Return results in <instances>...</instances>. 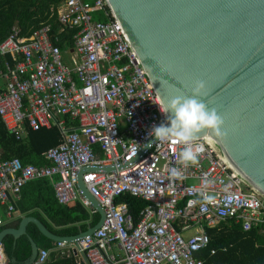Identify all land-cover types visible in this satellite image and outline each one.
<instances>
[{
    "label": "built area",
    "instance_id": "built-area-1",
    "mask_svg": "<svg viewBox=\"0 0 264 264\" xmlns=\"http://www.w3.org/2000/svg\"><path fill=\"white\" fill-rule=\"evenodd\" d=\"M97 11L107 20L94 19ZM57 14L62 31L77 29L74 45L66 51L54 42L49 23L27 36L14 28L0 43V53L13 57V66L6 64L5 72L0 71L5 81L0 118L9 133L19 141L44 128L56 127L61 133L59 145L44 153L50 167L23 165L0 152V204L8 216L16 212L27 181L53 176L60 177L54 188L61 203L79 200L92 208L77 185L78 174L113 167L83 173L104 219L74 245L60 241L62 255L76 249L87 264H203L197 255L210 244L208 228L228 220L242 224L244 231L263 225L264 196L213 137H197L204 150L196 165L184 167L178 159L184 144L148 135L166 117L136 49L106 0H65ZM172 168L182 177L172 178ZM124 194L149 202L138 222L128 204L116 202ZM3 223L0 214V227ZM49 254L39 249L32 264H48ZM0 264H15L3 249Z\"/></svg>",
    "mask_w": 264,
    "mask_h": 264
},
{
    "label": "water",
    "instance_id": "water-1",
    "mask_svg": "<svg viewBox=\"0 0 264 264\" xmlns=\"http://www.w3.org/2000/svg\"><path fill=\"white\" fill-rule=\"evenodd\" d=\"M106 2L136 49L160 101L176 95L191 97L195 83H204L197 99L223 118L226 135L218 138L205 129L197 137H213L264 196V0ZM114 169L87 168L78 174L79 189L98 213L93 226L76 235L59 236L34 216H25L18 227L0 230V251L5 236L26 234L29 222L47 237L62 242L77 243L92 234L103 222L104 209L82 175ZM28 238L32 255L24 264L35 261L39 248Z\"/></svg>",
    "mask_w": 264,
    "mask_h": 264
},
{
    "label": "trees",
    "instance_id": "trees-1",
    "mask_svg": "<svg viewBox=\"0 0 264 264\" xmlns=\"http://www.w3.org/2000/svg\"><path fill=\"white\" fill-rule=\"evenodd\" d=\"M65 0H0V43L4 41L12 32L14 26H18L21 34H29L34 29L39 28L43 23L51 24L50 34L54 42L66 51L74 45L73 36L77 29H64L58 19L57 8ZM91 1V0H87ZM94 18L105 21L101 12H94ZM5 57L0 56V67ZM30 148L26 151L24 146H18L13 153H5V159H19L23 165H35L40 167H50L44 161L43 155L49 149L59 145L61 136L57 128L52 130L41 129L29 135ZM17 144L14 137L8 134L2 121L0 120V148L8 149ZM28 183V182H27ZM28 186H43L47 194H37L39 203L45 207L46 217L56 221L58 224H68L91 217L90 211L81 201L77 200L73 204H61L55 195V190L48 185V179H38L29 181ZM46 185V186H44ZM128 204L129 212L138 222L141 218V211L149 204L148 201L133 196L131 194L120 195L116 202ZM39 218L53 230L46 218L38 215ZM93 222L97 221V214L92 215ZM28 235L45 247L36 225H28ZM4 226L0 228L3 229ZM85 228V226H83ZM64 235L77 233L75 226H67L61 230H53ZM210 234V244L205 251L200 252L197 257L203 260V264H264V224L250 231H244L242 224L233 220L221 222L217 227L208 228ZM5 253L12 261L15 259L18 264L27 260L30 254V243L26 235L17 239L15 243L12 235H6L3 240ZM212 249L216 253L212 254Z\"/></svg>",
    "mask_w": 264,
    "mask_h": 264
},
{
    "label": "clouds",
    "instance_id": "clouds-1",
    "mask_svg": "<svg viewBox=\"0 0 264 264\" xmlns=\"http://www.w3.org/2000/svg\"><path fill=\"white\" fill-rule=\"evenodd\" d=\"M204 88L202 81H197L192 89V96L176 95L165 101L157 103L159 111L165 115L166 122L153 126L149 136L159 141H172L182 143L185 147L180 151L178 159L184 166H194L198 163L199 155L204 147L196 143L198 134L205 129L210 130L216 137L223 138L224 120L214 109H209L197 98ZM172 178H181L178 168L169 170ZM208 199H211L210 197Z\"/></svg>",
    "mask_w": 264,
    "mask_h": 264
},
{
    "label": "crops",
    "instance_id": "crops-1",
    "mask_svg": "<svg viewBox=\"0 0 264 264\" xmlns=\"http://www.w3.org/2000/svg\"><path fill=\"white\" fill-rule=\"evenodd\" d=\"M98 12H101V14H103L102 11H98ZM104 15V14H103ZM93 18H94V14H93ZM96 19V18H94ZM14 28H17L21 34V29L18 27V26H14L12 28V31ZM23 36H27L29 34H21ZM70 54L65 52V57L66 59L68 60V56ZM0 56H3L5 57V60L4 62L2 63V66L0 67V71H3L5 72V69H6V64H10L11 66H13V57L11 54L9 53H5V54H2L0 53ZM5 85V81L4 80H0V88L3 87ZM1 120V118H0ZM2 121V120H1ZM2 124L4 125V123L2 122ZM5 129L7 130L6 126L4 125ZM53 128H56V127H53ZM53 128L51 129H46V130H52ZM45 129V128H44ZM58 130V128H57ZM59 133H60V130H58ZM8 134L11 135L12 137L15 138L14 135L10 134L9 131L7 130ZM33 131H29L27 136H26V139L23 140V141H19L15 138L17 144L15 145H12L11 148L8 147V149H5V148H0V152H2V155L4 156L5 153H13L16 148L18 146H24L26 151L29 150L30 148V139H29V135L30 133H32ZM38 132V131H37ZM60 136H61V133H60ZM61 142V141H60ZM99 150H97L98 152ZM5 157V156H4ZM17 159V158H16ZM43 159H44V155H43ZM19 160V159H18ZM44 161H46L44 159ZM47 162V161H46ZM59 176H53V177H47L46 179H48V185H51L53 187V189L55 190L54 188V183L55 181L59 180ZM41 179H44V178H41ZM35 180H38V179H35ZM33 180H30V182H32ZM29 183V181H27ZM25 183L23 185V189H22V192H21V196H20V199L17 201L16 203V212L13 214L12 217H9L8 214H7V207L5 205H1V209L3 210V213L0 211V214L4 220V223L2 226L5 227H18L19 226V223L21 221V219L25 216H34L35 218L39 219L46 227L47 229H49L52 233L56 234V235H59V236H68V235H64V234H61V233H57L53 230H61L67 226H75L76 229L78 230L76 234L80 233L81 231H86L90 226H93L95 224V222H93L92 220V215L93 214H97V220H98V213L96 212V210L94 208H88V210L90 211V214H91V217H89V219H83V220H80V221H77V222H73V223H68V224H58L56 223V221H52V220H49L47 217H46V212H45V207L43 206L42 203H39V198L37 196V194H44L46 195L47 194V191L45 189V187L43 186H28L27 184L28 183ZM46 186V185H44ZM56 195V193H55ZM57 198V196H56ZM58 199V198H57ZM59 201V200H58ZM75 201L77 200H73V201H70L69 203H67L68 205L70 204H73L75 203ZM60 202V201H59ZM61 203V202H60ZM61 204H64V203H61ZM86 207V206H85ZM93 210V211H92ZM42 216L44 218L47 219V221L50 223V225L52 226L53 230H51L40 218L39 216ZM29 224H34L36 225L34 222H29L26 226V235L27 238L30 237V238H33L32 236H29L28 235V225ZM1 226V227H2ZM83 226H85V228H83ZM0 227V228H1ZM37 229L39 230V232L43 235L44 238H41V241L43 244H49L50 246L49 247H45L43 245H41L38 241H36L34 238L33 240L38 244L39 248H38V253H39V249H46V251H49L50 254H49V260H48V264H87L82 258L81 259H78V256H77V252L75 253L76 249H73L72 252H69L66 254V256L62 255L61 254V251H60V247L58 246V243L60 241L58 240H54L52 238H49L47 237L46 235H44L40 229L38 228V226L36 225ZM76 234H73V235H76ZM11 235V234H9ZM13 236V235H12ZM23 236V235H21ZM20 236V237H21ZM70 236V235H69ZM14 237V236H13ZM17 239L18 238H15L14 237V240H15V243L17 242ZM29 240V238H28ZM30 243V241H29ZM70 243V242H68ZM75 242H71V244L74 245ZM72 246V245H71ZM70 246V247H71ZM3 249V253L6 257V259L8 261H10V259L8 258V256L6 255L5 253V249H4V245L2 247ZM32 255V245H30V254L29 256ZM38 256V254H37ZM29 258V257H28ZM27 258V259H28ZM37 258V257H36ZM15 260V259H13ZM13 260L10 261L11 263H13ZM36 260V259H35ZM16 261V260H15ZM27 260H25L26 262ZM25 262H23L22 264H24ZM35 262V261H34ZM33 262V263H34ZM17 263V261H16ZM18 264V263H17Z\"/></svg>",
    "mask_w": 264,
    "mask_h": 264
},
{
    "label": "rangeland",
    "instance_id": "rangeland-1",
    "mask_svg": "<svg viewBox=\"0 0 264 264\" xmlns=\"http://www.w3.org/2000/svg\"><path fill=\"white\" fill-rule=\"evenodd\" d=\"M2 207H1V205H0V211L3 213V210L1 209Z\"/></svg>",
    "mask_w": 264,
    "mask_h": 264
},
{
    "label": "bare ground",
    "instance_id": "bare-ground-1",
    "mask_svg": "<svg viewBox=\"0 0 264 264\" xmlns=\"http://www.w3.org/2000/svg\"><path fill=\"white\" fill-rule=\"evenodd\" d=\"M230 160V159H229ZM231 161V160H230ZM233 166H234V164H233Z\"/></svg>",
    "mask_w": 264,
    "mask_h": 264
}]
</instances>
